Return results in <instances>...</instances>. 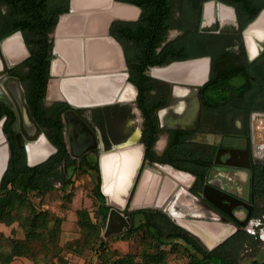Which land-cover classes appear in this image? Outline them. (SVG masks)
Instances as JSON below:
<instances>
[{"label":"flooded vegetation","instance_id":"1","mask_svg":"<svg viewBox=\"0 0 264 264\" xmlns=\"http://www.w3.org/2000/svg\"><path fill=\"white\" fill-rule=\"evenodd\" d=\"M209 2L210 5L207 6L212 5L213 9L211 13L205 12L207 13L205 15L204 6ZM63 5L59 2L55 5V9H62ZM220 6L229 11L225 19H222L217 12ZM230 7L233 8L234 14ZM6 9L5 5L0 7V40L17 32L25 42L24 31L21 28L15 27L8 31L12 24H8L3 18ZM68 9L69 1L67 10L59 13L58 19ZM258 14L253 23L251 22L254 19L244 27H240L233 5L219 0H204L198 29L192 35V42L189 45L194 42L196 45L199 43L198 48L201 47L200 50L207 52L186 58H176L168 54L166 50L168 41L179 40L178 47H181L182 42H180L182 30L177 27L168 28L165 40L156 49V57L152 61H147L146 69L143 71L146 76L145 93L139 92L138 86L129 80V74L128 81L132 83L135 92L127 100L72 108L67 103L50 97L48 86L54 79L50 75L42 102L46 107L55 103H59L60 106L67 104L61 113L62 134L70 157L77 162L76 171L89 174L90 178L94 181L98 179L101 184V161L105 181H109L112 177L116 179L125 177L130 168L137 164L134 168L136 178L129 192L130 199L137 190L140 174L147 171L159 178L161 176L150 171V168L162 170L159 165H169L173 170L187 173L184 181L187 190L199 198L205 207L213 210L214 213L210 215L214 214L217 221L212 222L230 226V230L236 226L234 232L238 229L244 230L254 220L253 213L256 209L258 192L256 183L264 170V93L253 95L263 99L259 105H256L252 100L249 102L242 92H227L219 95L207 91L211 87L209 85L211 76L215 74L214 64L240 67L244 75L264 73V8ZM115 21L110 25L111 35V26ZM55 26L49 33L52 40ZM25 45L28 49L26 42ZM29 55L30 53L20 61L7 62L6 71L0 74V85L7 83L11 77L20 80V76L27 70L24 62ZM200 56L210 58L208 77L201 85L182 84L176 79H170L171 76L172 78L177 76V70L174 68L164 76L154 77L151 74L156 69L168 68L173 62ZM214 57L221 61L212 63ZM242 82L243 79L238 76L233 77L235 85ZM8 83L14 93L16 90L14 83L11 81ZM256 85H260L259 82ZM59 86L60 82H55L51 84L50 89L55 94V89ZM126 89L130 90L129 87L125 88L124 97L131 95V91L127 92ZM6 95L10 103L0 98V128L8 141L10 158L16 151L25 153L26 163L29 166H36L49 160L57 151V147L46 134L45 128L39 125L30 111L41 128V134L32 139L24 136L19 114L11 97L7 93ZM72 109L90 129L88 133L79 134L78 140L73 137L70 129L74 119L67 112ZM27 125L31 124L26 120L23 122L26 132ZM40 140L43 141L41 142L46 149L31 154L29 146H34ZM75 143L82 146L91 143V147L75 157L71 155V150L77 152ZM125 152H128V156L123 161L127 165L123 176H119L116 173L121 169L118 166L111 168L112 159L105 157L115 155L122 157ZM62 167L64 166H61L63 170ZM134 172L131 176L128 175L130 182L128 186L131 184L130 178L132 179ZM114 183L112 182V188L115 194L124 192L117 182ZM148 202L151 203L150 200ZM155 202L154 200L152 203ZM147 203L143 201L141 205ZM204 206L200 205V207ZM146 209L161 210L155 207ZM222 233H225L224 229Z\"/></svg>","mask_w":264,"mask_h":264},{"label":"trees","instance_id":"2","mask_svg":"<svg viewBox=\"0 0 264 264\" xmlns=\"http://www.w3.org/2000/svg\"><path fill=\"white\" fill-rule=\"evenodd\" d=\"M68 1L0 0V7L4 5L7 7L3 18L8 24H12L8 31L15 27L21 28L24 31V39L30 53L24 62L27 70L20 76L26 101L35 120L45 128L46 134L57 147V151L50 156L49 160L36 166L27 165L24 152L14 151L9 160L8 168L0 183V222L11 224L17 219L24 235L10 238V249L0 252V264L9 263L15 256H27L35 259L36 249H34L33 243L39 241V238L54 236L52 238H55L57 243L58 230L49 227L47 214L44 211L36 212L28 197L31 192H48L56 181L60 182L62 187H66L71 183L72 174L78 167L76 160L70 157L63 140L61 113L67 104L60 106L59 103H55L46 107L42 102L50 78V62L53 57V41L49 33L55 26L59 13L67 10ZM121 1L133 3L140 8L138 19L117 20L111 26L112 35L123 46L130 74L129 80L138 86L140 93H145L144 80L146 76L143 71L146 69L147 61H152L156 57V49L165 40L168 28L177 27L182 30L181 47H178L179 40L168 41V46H166L168 54H172L176 58H186L207 52L200 50V46L198 48L199 43L196 45L194 42L189 45L192 42V35L198 29L204 0ZM219 1L235 7L240 27H244L264 8V0ZM59 2L64 5L62 9L57 10L55 5ZM171 43L172 46H170ZM217 61L221 60L215 57L212 59V63ZM214 69L215 74L211 76V83H209L211 87L207 92L219 95L227 92H242L249 102L252 100L256 102V105H259L263 101L253 95L264 93V73L262 75L247 73L244 75L243 69L240 67L215 64ZM237 76L243 79L242 84L235 85L233 83V77ZM258 82L260 85H256ZM61 166H64L63 170ZM261 173L260 179L256 183L258 192L256 194V209L253 213V218L258 221V226L253 233L238 229L209 249L196 235L175 223L162 210L141 208L127 212L126 215L131 218L130 227L123 234H114L113 237L119 239L125 234L126 237H130L138 231L145 233L146 245L142 252L146 262L150 264H152L151 262L156 264L163 260L165 252L163 246L165 245H170V247L179 245L187 257V264H240L241 250L257 249L264 240L258 232L259 229L264 234V170ZM91 189L92 196L97 203L96 216L99 218V223L91 220L87 210L78 213V222L84 237L83 242L90 248L92 243H96L94 251L98 252L100 258L104 256V259H109L107 255L108 238L104 239L101 235V224L107 218L109 205L106 204V198L100 190L98 179L97 181L93 180ZM20 205L29 209L28 215L19 216ZM137 215L140 218L135 224ZM176 239L180 242H177ZM45 244L47 245V243ZM114 264H134L132 255L127 253L117 257ZM249 264H264V257L252 259Z\"/></svg>","mask_w":264,"mask_h":264},{"label":"water","instance_id":"3","mask_svg":"<svg viewBox=\"0 0 264 264\" xmlns=\"http://www.w3.org/2000/svg\"><path fill=\"white\" fill-rule=\"evenodd\" d=\"M113 7V10L111 11V14L101 20V29L99 31L96 30V32L98 33V37L99 38L97 42L99 43H104L103 45H110V46H114L118 49L119 52V56H120V65L117 67H99V66H95L94 64H92L91 67H87L84 68L82 67L79 63H74L73 58L71 56V54H63L59 48H58V40L53 37V46H52V54H53V59L51 60L50 63V75L52 77H54V79L52 80V82H50L49 86H48V92L52 95H54V98H56L59 101L65 102L67 103L69 106H71L72 108H78V107H83V106H88V105H99V104H106V103H112L114 101H121V100H127L130 99L134 92L135 89L132 85V83H130L128 81V77H129V73H128V63L122 48V45L115 39L114 36H112L110 34V25L113 21L115 20H136L139 16V14H137L136 17L132 18V8L135 7L138 11L137 13L140 11V8L132 3L129 2H122V1H113V0H107V4H104L100 7ZM227 6V5H226ZM231 8V7H230ZM69 12L74 11V8L72 6L71 0H69ZM232 13L234 14L233 8H231ZM262 12V11H261ZM260 12V13H261ZM259 13V14H260ZM258 14V15H259ZM68 14H61L59 16L58 22H61ZM258 15L254 18V20L251 22L253 23L255 21V19L258 17ZM57 22V24H58ZM250 23V24H251ZM17 34L19 37V42H20V46L22 48V50L24 52H26V54L22 57H19L15 60H10L8 58V55L6 53V51L4 50V46L3 43L4 41L9 38L10 36H7L5 38H2L0 40V74L4 73L8 67L7 62L10 63V61H20L23 60L28 54V49L25 45L24 40L22 39V37L20 36L19 33H14V35ZM12 36V35H11ZM106 44V45H105ZM95 57L99 58L101 55H106V52L104 50V47H97L95 50ZM63 59L65 66H62V63L59 61V59ZM199 60H203L205 61V68L204 70H198L196 69H192L191 65ZM174 64H178L180 65V70L183 71V75H188V76H192L195 79L198 78L197 80H192V78L190 77H185V78H172L170 77V79H176L177 82H181L182 84H188V83H196L198 85L203 84L208 77V72H209V65H210V58L208 56H200V57H195V58H191V59H186V60H182V61H176L171 63L169 66L174 65ZM168 66V67H169ZM158 70V69H156ZM154 77H159L160 74H154L151 73ZM169 77V76H168ZM9 81L13 82L16 90L13 93L11 87L9 86ZM95 82V83H104V82H112L113 83V92L111 95V99L107 100V101H101V102H96V103H73L70 99L64 97L60 92H56L54 94V92H52V90L50 89V86L52 83H58L61 82V84L63 83H68V85H74L75 83H82V82ZM7 83L4 82V85H0V98H2V100H8V103H10V100L8 98V96L6 95V93L11 97V101H13L14 105H15V110L17 111V113L19 114L20 117V121H21V130L22 133L24 134V136H26L29 139H32L34 137H36L38 134H41V128L38 125V123L34 120V118L32 117L31 113H30V109L28 106V103L26 102L25 99V93H24V89L21 85V82L18 78L16 77H11L10 80H8ZM129 87L130 91H131V95L128 97H124L123 93L125 91V88ZM67 113H69L74 121L71 123L72 126L70 127L71 132L73 133V137H76V140H78V135L82 134L83 132H89V127L85 124V122L76 114V112H74V110H70ZM28 121L32 127L34 128V132L32 134L27 133L24 129L23 126V122L24 121ZM70 132V131H69ZM81 141V140H80ZM91 147V143L86 145V146H82V145H78L75 143V148L77 149V152L71 150V155L72 156H80L84 151H86L88 148ZM9 158H10V149H9V144L7 141V138L5 136V134L3 133V130L0 128V183L2 180V177L5 173V171L8 168V164H9ZM161 169H155V168H150V171L158 174L159 176H167L170 178L167 172V170L173 171V172H180V173H184L187 174L183 171L180 170H173L171 169V167L169 165H159ZM101 170H102V179H101V184H100V190L102 192V194L105 196L108 205H109V210H108V214H107V219H106V224H105V228L103 231V237H107L109 235L112 234H118L123 232L124 230L128 229L130 227V223H131V218L130 216L126 215L123 211V209L125 208V206L128 203V199H129V192L130 189L133 185V182L136 178V172H134V175L132 176V179L130 178L131 184L130 186H128V188H126L124 190V192H122V194H120V198L123 201V205H119V204H115V202L112 200V197L110 195H107V193L104 190V185H105V179H104V172H103V165H102V161H101ZM144 172V171H143ZM170 173V172H169ZM143 174V173H142ZM141 174V175H142ZM141 178V176H140ZM140 181V179H139ZM139 183V182H138ZM138 185V184H137ZM137 188V187H136ZM136 191V190H135ZM183 196L184 198L181 199L182 202L184 203H191L193 205H196L198 207H200V205L204 204L201 202V200L199 198H197L195 195H193L192 193H190L187 188H186V184L183 183H178L175 181V186L173 187V189L171 190V192L168 194V196L164 199L163 202H161L160 204L157 203H148V205H153V207L155 208H161L163 207L164 212L178 225H180L181 227L185 228L186 230H188L189 232H191L192 234L196 235L203 243L204 245L211 249L214 246H216L217 244H219L220 242H222L223 240H225L227 237H229L236 229L237 227L235 226L232 230H226L223 228V226H219V229L215 228L217 223H214L212 221H217L216 217H214L213 215L211 216L210 213H214L213 210H211L208 207H200V209L205 212H201L200 214L198 213H188L185 214V212L180 213L179 211H181V209L179 208L176 212L172 210V206L173 205H177L176 201L178 200L179 196ZM134 196H135V192H134ZM134 198V197H133ZM186 200V202H185ZM147 205V204H144ZM144 205H136L135 207H132V209L134 208H142L144 207ZM207 212V213H206ZM178 213V214H176ZM179 217L181 218H197L198 222H200V226H201V230H197V229H193L191 228L189 225L183 223ZM232 225V224H231ZM234 226V225H233ZM225 230V233H222V230ZM205 236V237H204ZM207 241H209L207 243ZM211 242V244H210Z\"/></svg>","mask_w":264,"mask_h":264},{"label":"rangeland","instance_id":"4","mask_svg":"<svg viewBox=\"0 0 264 264\" xmlns=\"http://www.w3.org/2000/svg\"><path fill=\"white\" fill-rule=\"evenodd\" d=\"M208 4L204 6V13L208 9ZM210 5V4H209ZM207 13H205L206 15ZM127 92L130 90L126 89ZM50 97H54V95L50 94ZM141 176V174H140ZM140 176L138 178L137 184L139 182ZM113 180L105 181L104 189L106 191L112 186ZM92 186L93 179L90 178L89 174L82 171H75L71 177V183L66 187H62L61 183L56 181L52 185V189L45 193L31 192L29 194L30 204L35 207L36 212H43L47 214L49 227H54L58 230L57 243L56 239L52 238L54 236H47L44 239H40L39 241H35L33 244L35 245V253L38 260V257L44 255L42 261L44 264H49L52 262L54 256L60 258V253H74V254H85L83 255L84 261L82 263L78 262V264H95V260H97V264H114V260L117 257L123 256L124 254L130 253L132 255V259L134 264H150L145 260V256L143 255V249L146 245V234L138 231L130 237L121 236V238L113 237L114 234L109 235L105 238H108L109 247L107 251V255L109 259H104V256L98 259L99 257L92 258V255L96 252L94 251V245L96 243H92V247L90 248L88 245H84V237L78 222L80 211H85L90 215V218L93 222L99 223V218L96 216V206L97 203L92 196ZM133 195L128 199V203L123 209L124 213L131 210H136L133 203ZM186 202V200H185ZM106 204L108 202L106 200ZM19 216H25L29 214V209L25 206L20 205ZM153 207V205H144L142 208ZM141 209V208H137ZM163 210V207L160 208ZM140 216H136L135 224L138 223ZM107 219V218H106ZM179 219L189 225L193 229L201 230L200 222H198L197 218H181ZM18 220L16 219L11 224H6L0 222V252H6L10 249L11 237H22L24 235V231L18 224ZM101 223V222H100ZM106 220L101 224V235L103 237V231L105 228ZM219 226H223L224 229L229 230L230 226H225L221 224H216L215 228L219 229ZM256 226H258V221L255 219L252 223L248 224L244 229L247 232L253 233L255 231ZM222 228V227H221ZM53 230V229H51ZM125 231V230H124ZM123 231V232H124ZM52 232V231H51ZM123 232H121L123 234ZM261 238H264V234L261 230L258 229ZM120 234V233H118ZM205 237V236H204ZM104 238V239H105ZM62 240V241H61ZM177 242L180 240L176 239ZM68 242V245L61 242ZM173 242V240H172ZM171 242V243H172ZM39 243V245H38ZM44 243H47V245ZM59 243L61 245H59ZM32 244V245H33ZM33 245V246H34ZM98 245V244H97ZM165 252L163 254V260L159 261L156 264H187V257L181 251V247L179 245L172 246L165 245ZM98 253V252H97ZM264 257V240L263 244H259L257 249H242L240 252L239 263L240 264H249L252 259H261ZM89 260V261H88ZM103 260V261H102ZM102 261V262H101ZM105 261V262H104ZM55 263V262H54ZM152 264H155L151 262Z\"/></svg>","mask_w":264,"mask_h":264},{"label":"crops","instance_id":"5","mask_svg":"<svg viewBox=\"0 0 264 264\" xmlns=\"http://www.w3.org/2000/svg\"><path fill=\"white\" fill-rule=\"evenodd\" d=\"M113 1H115V0H113ZM117 1H121V0H117ZM122 2H125V1H122ZM71 3H72L73 8L75 7L74 11L69 12V10H68L66 12L68 15L61 22L57 21L58 24L56 23L54 33H53V37H55L57 40L60 38L58 40V48L60 49V51L64 55L67 53L71 54V56L74 60L73 62L79 63L84 68L91 67L92 64H94L95 66H99V67H111V66L117 67V66H119L120 65V56H119L118 49L114 46H110V45H106V44H105L106 46H104L103 45L104 43L102 44V43L97 42V41H99L98 40L99 38H97L99 35L96 32V30L99 31L101 29V23H100L101 20L107 18L111 14V10H113L114 5L112 7H109V8L108 7L107 8L106 7H100L104 4H107V0H71ZM132 11H131L132 18L136 17L137 14L140 15V11L137 13L138 10L135 7L132 8ZM66 13H63V14H66ZM99 14H101V15H99ZM58 26L60 27V29ZM96 27H97V29H96ZM62 37H64V38H62ZM99 46L104 47L106 55L105 56L101 55L99 58H96L94 50ZM122 48H123V46H122ZM123 51H124V49H123ZM59 61L62 63V66H65L63 59L60 58ZM122 155L123 156L117 160H116L117 155H115L114 157L113 156L105 157V158L110 157L112 159L111 168L113 166L114 167L118 166L119 169H121L118 173H116V174H119V176H123L122 174H124L123 172L125 171V167L127 164H125V161H123V160H125V158L128 156V152H125ZM135 166L133 168L132 167L130 168L129 173H127V175H125V177L124 176L122 177V178H124V180L122 181L121 185L119 184L120 188L122 190H125L127 188L128 185L125 186L126 179L128 178V175L131 176L133 174ZM146 174L148 175L147 176V183H146V185H142V182H143L142 180L144 179ZM112 179L115 180L116 177L115 178L112 177ZM157 179H158L157 176H154L153 174H151L147 171L144 172V174L142 175V178L140 180V184L138 186L137 192H136L137 195L140 196L141 190H142L143 194L144 193L146 194V192H148L149 187H151L157 181ZM114 180H113V184H115L114 182H116ZM119 185H118V187H119ZM164 189H166V185H164ZM105 192L112 197V200L115 203L121 204V201L117 198V193L115 194V190L112 188V186L109 188L108 191L105 190ZM182 198H184V197L180 195L178 200L176 201L177 205L172 206L173 211L176 212L180 208L181 211H179V212L180 213L185 212V214H188V213L200 214L201 212H203L200 209V207H198L196 205L190 206V205H192L191 203L182 202L181 201ZM203 213H205V212H203ZM176 214H178V213H176ZM103 238H105V237H103ZM61 243L62 244L65 243L66 245H68V242H66V241L61 242ZM210 244H211V242H210ZM59 245H61V244L59 243ZM83 255H85V254H83V253L82 254L60 253V258H58L57 256H54V258L52 259V262L49 264H78L77 261L82 263L84 261ZM97 256L99 257L98 253H96V254L94 253V255H92V258L97 257ZM43 257H44V255H41L38 257V260H37V257L35 259H33V258L27 257V256H15L7 264H44L42 261ZM98 259H100V257ZM94 263L97 264V260H95Z\"/></svg>","mask_w":264,"mask_h":264},{"label":"bare ground","instance_id":"6","mask_svg":"<svg viewBox=\"0 0 264 264\" xmlns=\"http://www.w3.org/2000/svg\"><path fill=\"white\" fill-rule=\"evenodd\" d=\"M207 4H210V2L207 3ZM212 9H213V6L211 5V7H208L206 12H210L211 13ZM217 12H218V14L220 15V17L222 19H225V17L228 16V12L229 11L227 9H225V8L220 6L217 9ZM99 15H101V14H99ZM59 29H60V27H59ZM96 29H97V27H96ZM62 38H64V37H62ZM3 46H4V50L6 51V53L8 55V58L10 60H15V59H17L19 57H22V56H24L26 54V52H24L22 50L21 46H20L19 37H18L17 34L12 35L9 38H7L4 41ZM180 67H181L180 65L174 64V65L169 66L166 69L154 70L153 73L154 74H160V75L164 76V75H167L172 68H174V70L175 69L177 70V76L175 78H185V77L187 78V77H190L188 75H183L182 74L183 71L180 70ZM191 68L192 69H196L197 68L198 70L199 69L200 70H204L205 61H203V60L196 61V62H194L191 65ZM192 76L190 77V78H192V80H197L198 79V78L195 79ZM113 88H114V86H113V83L111 81L110 82L99 83V84L95 83V82H89L88 81V82H82V83H75L73 86L72 85H68V83L61 84V82H60V86H59L58 89L56 87L55 92L60 91V93L64 97L70 99L73 103H96V102L110 100L112 92H113ZM26 130L30 134H32L34 132V128L32 127V125H27ZM41 141L42 140H40L34 146L33 145L29 146V148L31 147V149H30V153L31 154H32V152H41V151L46 149V147L42 143L43 141L42 142ZM117 158L120 159L121 157H117ZM167 172H168L167 175H169L170 178L167 177V176L159 177L157 179V181L151 187H149L148 192H146V194L145 193L143 194L142 190H141L140 196H139V195H137V193H136L137 190H136L135 196H134V199H133L134 200L133 201L134 205H141V202H143V201L147 203L148 200H150L151 202H153L155 200L156 201L155 203L160 204L161 202L164 201V199L168 196V194L171 192V190L175 186V181L178 182V183L185 184L184 181L186 180V174L180 173V172H173V171H170V170H167ZM147 176L148 175L146 174L144 179L142 180L143 181L142 185H146ZM110 180H113V179H110ZM123 180H124V178H122V177L120 178L119 177V178L116 179V182L121 185ZM129 183H130L129 179L127 178L125 186L129 185ZM139 184H140V181L138 183V186H139ZM164 185H166V189H164ZM137 189H138V187H137ZM120 194H122V193H120ZM120 194L117 195V198L121 201V204H119V205H123V201L121 200V198L119 196ZM148 203H150V202H148ZM115 204H118V203H115ZM142 205H144V204H142ZM208 242L209 241H207V243Z\"/></svg>","mask_w":264,"mask_h":264}]
</instances>
